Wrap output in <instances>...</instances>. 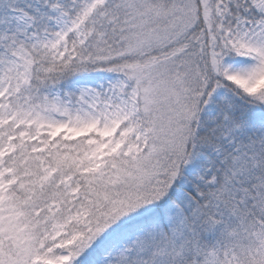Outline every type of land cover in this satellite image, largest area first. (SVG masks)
<instances>
[{"label": "snow or ice", "instance_id": "6c2138e0", "mask_svg": "<svg viewBox=\"0 0 264 264\" xmlns=\"http://www.w3.org/2000/svg\"><path fill=\"white\" fill-rule=\"evenodd\" d=\"M0 264H264V0H0Z\"/></svg>", "mask_w": 264, "mask_h": 264}]
</instances>
